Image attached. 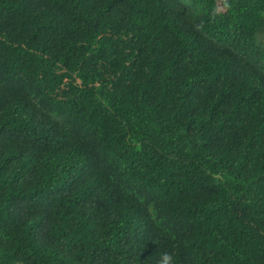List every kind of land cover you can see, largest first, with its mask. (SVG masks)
<instances>
[{
    "label": "trees",
    "instance_id": "obj_1",
    "mask_svg": "<svg viewBox=\"0 0 264 264\" xmlns=\"http://www.w3.org/2000/svg\"><path fill=\"white\" fill-rule=\"evenodd\" d=\"M264 0H0V264H264Z\"/></svg>",
    "mask_w": 264,
    "mask_h": 264
},
{
    "label": "clouds",
    "instance_id": "obj_2",
    "mask_svg": "<svg viewBox=\"0 0 264 264\" xmlns=\"http://www.w3.org/2000/svg\"><path fill=\"white\" fill-rule=\"evenodd\" d=\"M161 264H174L173 256L168 253H165L161 259Z\"/></svg>",
    "mask_w": 264,
    "mask_h": 264
},
{
    "label": "rangeland",
    "instance_id": "obj_3",
    "mask_svg": "<svg viewBox=\"0 0 264 264\" xmlns=\"http://www.w3.org/2000/svg\"><path fill=\"white\" fill-rule=\"evenodd\" d=\"M259 40H264V38H261V39H259Z\"/></svg>",
    "mask_w": 264,
    "mask_h": 264
}]
</instances>
